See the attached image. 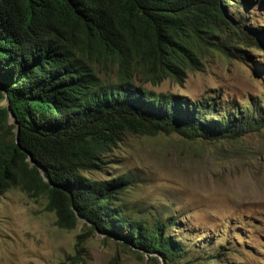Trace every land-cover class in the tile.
Segmentation results:
<instances>
[{"label":"trees","instance_id":"trees-1","mask_svg":"<svg viewBox=\"0 0 264 264\" xmlns=\"http://www.w3.org/2000/svg\"><path fill=\"white\" fill-rule=\"evenodd\" d=\"M222 1L246 7L234 0H0V100H8L0 106V200L18 187L44 196L59 227L73 229L81 218L90 231L128 239L157 263L191 264L184 241L167 231L177 216L129 213L120 203L125 175L85 172L110 168L107 156L128 133L219 140L264 128L256 111H228L214 98L191 102L135 81L180 77L201 64L196 48L208 40L235 57L238 37L260 45L264 31L243 15L231 26L236 38L225 33L217 42L218 23L229 25Z\"/></svg>","mask_w":264,"mask_h":264},{"label":"rangeland","instance_id":"rangeland-1","mask_svg":"<svg viewBox=\"0 0 264 264\" xmlns=\"http://www.w3.org/2000/svg\"><path fill=\"white\" fill-rule=\"evenodd\" d=\"M234 1L246 7L236 10L222 1L229 25L218 23L217 42L225 33L236 38L231 26L242 15L248 27L264 31L262 0ZM258 37V46L238 37L236 57L216 51L207 39L196 48L199 66L157 84L141 75L135 81L156 93L182 95L191 102L214 98L228 111L239 106L263 115L264 33ZM7 105L6 98L0 100V106ZM107 160L110 168L85 175H125L129 182L120 203L129 213L147 220L177 216V228L168 225L167 231L184 241L191 264H264V128L219 140H190L176 132L128 133ZM46 203L44 196L33 199L18 187L2 195L0 264L163 263L160 257L157 263L146 252L141 254L128 239L90 231L84 219L73 229L59 227ZM218 251L221 260L209 259Z\"/></svg>","mask_w":264,"mask_h":264},{"label":"water","instance_id":"water-1","mask_svg":"<svg viewBox=\"0 0 264 264\" xmlns=\"http://www.w3.org/2000/svg\"><path fill=\"white\" fill-rule=\"evenodd\" d=\"M10 117L9 118H12V121L13 122H15V123H17V121H16V118H15V116L13 115V113L10 111V115H9ZM16 141H17V143H18V127L16 128ZM29 158H30V160L32 161V159H31V157H30V155H29ZM33 162V161H32ZM41 173H42V171H41ZM43 174V173H42ZM44 175V174H43ZM45 177V176H44ZM46 178V177H45Z\"/></svg>","mask_w":264,"mask_h":264}]
</instances>
